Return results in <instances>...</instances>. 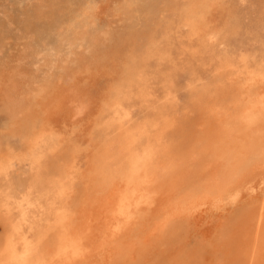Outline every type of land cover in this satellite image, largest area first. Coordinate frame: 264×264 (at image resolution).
Wrapping results in <instances>:
<instances>
[{
    "label": "bare ground",
    "instance_id": "1",
    "mask_svg": "<svg viewBox=\"0 0 264 264\" xmlns=\"http://www.w3.org/2000/svg\"><path fill=\"white\" fill-rule=\"evenodd\" d=\"M12 1L0 15V52L13 46L0 55V108L14 120H32L55 96L79 114L90 80L111 64L118 78L102 102L109 120L84 145L68 153L51 131L33 140L31 181L0 201V264H215L232 244L239 264H264V68L224 54L215 73L232 85L220 88L216 104L203 89L183 115L169 92L154 103L148 84V61L170 55L175 29L214 49L224 30L217 13L222 7L228 15L229 7L222 0H48L50 14L39 4L21 23L24 7L44 0ZM236 90L247 97L231 95ZM134 98L149 111L140 122L131 118ZM9 163H0V174L19 164ZM252 177L262 194L256 224L244 228L226 216L222 223L220 205ZM192 234L206 242L200 250L190 247Z\"/></svg>",
    "mask_w": 264,
    "mask_h": 264
},
{
    "label": "rangeland",
    "instance_id": "2",
    "mask_svg": "<svg viewBox=\"0 0 264 264\" xmlns=\"http://www.w3.org/2000/svg\"><path fill=\"white\" fill-rule=\"evenodd\" d=\"M16 1L20 2L21 0ZM35 2L38 4L35 5ZM13 3L14 1L12 0H0V15L4 14L2 13L4 9L6 11L12 7V5H14ZM39 4L45 5L44 8L47 6L45 11H48L46 13L50 14V2L48 0H44L42 3L39 1H31L27 7H24L26 10L25 13H20V16L18 15V17H20L19 21L24 23L25 19L28 18L30 14L35 13L36 9L40 8ZM221 4L226 8L229 7L230 10L228 15L226 14L223 16V9L221 7L219 13H217V18L220 22L219 27L223 25L224 30L218 34L220 41L214 46V49H204L198 42L187 40L189 39L187 38V31L181 27L180 29L177 28L174 30V37L178 38L179 41L175 39L170 49V55L167 58L165 57L163 61L161 60L162 62L158 61V57L149 59L147 65L148 84H150L149 86L151 87V100L154 103L158 104L164 102L167 92H169L174 96V103L179 107L180 112L178 114L183 115V113L185 114L187 111L185 109L191 104L190 101H193L196 97H200L202 91L206 90L207 94L204 91L202 94L203 98L205 95V99L209 100L208 103L216 104L218 102L217 92L220 91V88L222 92L224 85L227 87L232 85L230 81H223L219 76V72L215 73L217 67H219V62L224 58L222 57L224 54H228L227 56L229 57L233 56L236 63L238 62L237 58H240V56H248L251 61V63L248 64L249 69H258L255 64L258 66L261 65L259 69L264 68V1L222 0ZM35 6H37V8ZM32 7L33 10L35 9L34 12ZM106 15L105 12L101 14L100 20L101 18H107L108 16ZM100 20L98 21L103 24L107 23V20ZM238 20L240 22H238ZM12 43H14V41H12ZM12 48L13 46L8 44L5 46L4 52L2 51L3 54L0 52V55L9 54L8 52ZM117 78L116 69L114 65L111 64L106 69L101 70L95 79L90 80L88 83L89 90L84 97V102L86 103L79 114L75 113L73 105L68 98H60L59 96L50 98L48 101L49 105L45 108L40 105L36 107L32 120L25 122L14 120L2 109V107L0 108V163L7 165L10 164L9 162L12 160L19 163L14 167H10L6 172L7 174L4 172L0 174V201L3 200V195L7 190L11 189L12 192H18L22 187L25 186L26 188L28 182L31 181L34 168L26 159L29 156L30 149H32L33 140L39 134L45 131L53 132V134L61 140L63 146H65L64 150L70 153L74 151V148L78 144L84 145V142L91 133H99L100 130L95 127L100 125L99 123H104L109 120L107 119L109 115H101L102 102L105 96H107L110 87L117 81ZM213 84L215 86H213ZM251 86H253V83H250L248 88L250 89ZM234 89H236V87H234ZM214 92H216V94ZM231 95L239 96L240 98L247 97L245 93L240 94L237 90ZM210 96L212 97L208 98ZM131 106V118H133V122H137L138 120V122H140V119L142 120L145 118L144 111L146 112L145 114L149 112L147 104L141 102L139 99L137 100L134 98L131 102ZM252 179L253 177L242 184L245 186L244 190L241 189L240 193H233L225 200L226 202L224 204L220 205L221 208L218 212L220 213L221 222L222 218L224 219L226 216V220L228 221L231 219L230 221L234 222L232 221V218H234L233 220H235V222L243 223L244 228H251L256 224L260 208L259 204L261 202L257 201V194H261V192L256 193L259 184L256 182L253 183ZM242 196L245 197V199ZM260 198L261 197H259V199ZM257 202L258 204H256ZM236 210L238 213H236ZM238 210L242 212L240 211L241 213H239ZM233 212H235V214ZM235 216L238 218L235 219ZM242 229L243 228L239 227L236 229L237 231L235 230L236 233L233 231L236 236L235 238H238L235 239L236 241L243 240L239 238ZM205 243L206 242L203 243L201 235H193L189 241L190 247L196 250H200L201 247L206 245ZM233 246L234 244L228 249L229 255L227 254V250H221L222 252L218 251L216 255L218 259L215 261V264H225V262L226 264H239L237 259H235L237 253ZM227 255L229 257L228 260ZM231 260L233 262H231ZM227 261L229 263H227Z\"/></svg>",
    "mask_w": 264,
    "mask_h": 264
}]
</instances>
